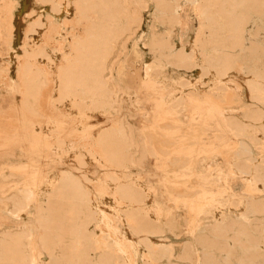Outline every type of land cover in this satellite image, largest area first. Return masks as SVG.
I'll return each mask as SVG.
<instances>
[{
    "label": "bare ground",
    "instance_id": "1",
    "mask_svg": "<svg viewBox=\"0 0 264 264\" xmlns=\"http://www.w3.org/2000/svg\"><path fill=\"white\" fill-rule=\"evenodd\" d=\"M150 2L157 12L167 5V0H137L136 3L147 6ZM58 4L81 10L82 17L91 18L93 22L88 21L85 30L78 37L70 39L65 55L53 57L46 52H24L22 59L12 68V75L22 92L18 99L19 108L40 123L47 121L39 113L37 103L42 97L43 84L46 83L43 77L47 72L50 73L56 85L53 99L60 104L65 103L70 111L80 115L77 120L81 128L89 123L87 126L91 127V139L101 156L93 149L68 148L71 159H68L67 154L65 158L71 160L70 167L57 169L55 176L52 175L49 180L44 175H48V172L39 174L34 185H16L12 195L4 193L2 198L5 205H11V208H7L9 214L21 218L22 213L27 215L32 206H35V211L32 219L25 222L18 231H0V264H138V253L144 264H158L163 260L167 264H183V260H194V264H227L228 256L220 257L219 252L227 251L229 238L234 245L240 244L239 249L243 251L242 256L237 255L240 264H258V256L264 255V247L262 252L254 248L256 244H264L262 198L226 200L230 207L241 210L240 215L232 216L220 211L218 219L210 225L189 226V234L194 242L184 247L182 253L176 254L173 244L165 241L163 233L166 228H178L179 222L174 216L162 219L160 210L147 203V198L152 193L144 181L136 177L138 164L131 153L136 140L124 124L116 119L102 127H93L94 116L98 115L99 119L110 114L113 116V111L120 109L119 97L122 90L112 86L113 83L111 85L114 72L112 60L117 54L115 48L118 46V38L127 32V27L130 29L132 24L141 21V16L133 11L132 0H25L19 13L13 12L12 6L7 9L4 24L0 23V33L7 29L14 32L20 40L29 33L38 37L45 25L43 9L53 10ZM196 7L204 23L196 34L192 52L180 50L175 55L172 51L163 52L164 42L156 34L150 38L149 45L178 65L198 66L202 76L214 73L221 79L213 86L204 88L202 96L192 95L195 93L193 91L190 99L185 93L169 99L165 110L174 117V121L170 127L161 124V128L168 132L163 131L160 135V142L164 144L163 147L160 146L161 153H167L170 144L193 140L191 134L180 133L181 122L177 121L180 110L187 109L191 103H198L199 110L214 111L226 99L227 92L231 91V81H236L245 89L244 94L249 104L237 115L228 111L221 115L230 139L238 141L231 151V163L252 187L264 189V157L257 160L253 154V147L264 149V0H201ZM169 17L170 22L177 19ZM257 19L263 25H256L260 28L255 29ZM124 20L127 21V27ZM250 27L253 33H249ZM241 52L247 53L250 59L248 66H238L237 59ZM196 54L202 55L203 61H197L194 57ZM112 55L114 57L111 58ZM144 71L145 75H160L162 67L160 63L147 61ZM239 99V96H235L234 101ZM51 123L55 122L48 121L49 130L55 127H51ZM207 130L210 133L211 127ZM61 143L62 140L58 139L59 146ZM58 152L61 154L62 151ZM213 154L207 153L203 159H208ZM179 156L180 153L174 155L171 163L185 168L191 160L187 162V157ZM193 158L197 159L199 156ZM99 159L107 167L104 179L102 182H94L98 187H89L86 185L92 178L89 173ZM81 171L85 173L82 174ZM221 178H224L223 173L217 180ZM202 181L213 186L216 183L211 178H203ZM228 188H222L220 194ZM172 189L180 195L189 196L202 192L200 186L191 189L174 184ZM207 196H204L206 202H210L213 198ZM101 201L105 205L103 209L99 205ZM116 213H119L122 222L133 228L136 236L119 231L116 215L114 216ZM101 226L106 231L101 232ZM233 230H236V234L230 237L229 233Z\"/></svg>",
    "mask_w": 264,
    "mask_h": 264
},
{
    "label": "rangeland",
    "instance_id": "2",
    "mask_svg": "<svg viewBox=\"0 0 264 264\" xmlns=\"http://www.w3.org/2000/svg\"><path fill=\"white\" fill-rule=\"evenodd\" d=\"M200 1L167 0V5L157 12L152 2L144 6L136 3L137 0H132L133 11L141 16V21L132 24L129 29L126 25L127 21L124 20L128 30L118 38L116 42L118 46L115 48L117 54L115 57L111 56V58L114 57L111 85L113 83L112 86L122 90L119 97L120 109L116 112L113 111V116L110 114L111 118H108L110 115L105 116L106 120L103 117L99 119L98 115L94 116L95 122L92 120L93 127L99 128L116 119L119 123L124 124L126 130L136 140V144L131 147V153L136 164H138L136 177L140 178L142 182L144 181L152 193L148 196L147 203L160 210L159 215L161 218L163 216L162 219L174 216L179 222L178 228L175 230L166 228L165 233H163L165 241L170 245L173 244L172 248L176 254L182 253L185 250L184 247L190 242H194V238L189 234V226L210 225L218 219L221 212H228L232 216L240 215L241 210L238 207H230L227 204L228 199L238 198V200H242L249 197H260L264 200V189L258 190L252 187L249 181L243 178L231 163L233 158L231 151L237 146L238 141L230 139L231 136L223 125L221 115L226 111L237 115L241 109L249 104L244 94L245 89L236 81H231V91L227 92L226 99L221 101L214 111L199 110L197 108L198 103L196 105L191 103L187 109L180 110V120L177 119L178 123L181 122L180 133L191 134L193 140L180 144H170L167 153H161L160 150V146H164L160 142V135L163 131L168 133L164 128H161V124L164 123L170 127L174 121V117L165 110V104L170 101L169 99H175L184 93L190 99L193 91L195 93L192 95L202 96L204 88L213 86L221 79L218 74L214 73L202 76L198 66L178 65L157 53L149 45L150 38L156 34L164 42L163 52L172 51L174 55L180 50L192 52L196 34L204 23L199 9L196 7ZM24 2L25 0H0V23L4 24V16L9 7H14L13 12L19 13L24 7ZM43 13L45 25L38 37L29 33L28 36L20 40L14 32H9L7 29H3L0 33V120L5 122L0 121L2 124L0 129H3L0 131V231H18L23 228L25 222L32 219V214L35 211V206H32L28 211L30 214L22 213L21 218L9 214L7 208H11V205H5V200L2 197L5 194L12 195L15 191L14 186L34 185L38 175L45 172H48V175H44L49 180L52 175L55 176L57 169L70 167L71 160L68 159H71V152L68 148L70 150L93 149L98 156H101L94 140L91 139V127L87 126L89 123L81 128V124L78 125L77 120L80 115L70 111L65 103L60 104L53 99L56 85L53 76L47 71V75L43 77L45 80L42 79L46 83L43 84L41 101L39 100L37 103L39 113L47 121L40 123L31 114L19 108L18 99L22 92L12 75V68L22 59L24 52L39 54L46 52L53 57L65 55V48L70 39L78 37L85 30L88 21L93 22L91 18H83L81 10L69 9L62 4H58L53 10L44 8ZM167 14L177 19L170 22ZM261 22L260 19L255 21V29L262 27L263 22ZM249 33H253L251 27ZM240 54L237 59L238 66H248L250 59L247 53L241 52ZM194 57L197 61H203L202 55L196 54ZM36 60L38 61V59ZM147 61L160 63L162 73L160 75H145L144 67ZM42 68L45 71L44 66ZM235 96L240 97L239 101H234ZM49 120L55 122L50 124L51 127L55 126L50 128L51 130L47 129ZM210 127L209 133L207 129ZM58 139L62 140V147L59 146ZM58 151H62L61 154ZM151 151L156 155L152 154ZM179 153L181 157L182 155L187 157L185 161L191 160L185 168L171 163L173 160L171 158L174 155H179ZM207 153L214 154L208 159H203ZM65 154H67L68 159L65 158L67 157ZM253 154L257 160H260L264 157V149L253 147ZM195 156H199V158L194 159ZM94 164L93 171L89 173L92 178L87 181L86 185L96 188L98 185L94 182L103 181L107 167L101 159L95 161ZM81 173L84 174L85 172L81 171ZM221 173L224 174V178L217 180ZM203 178L214 179L216 181L215 186L202 181ZM174 184L187 186L191 189L200 186L202 192L195 196L180 195L172 189ZM208 185L211 187L207 188ZM226 187L229 188L223 190L224 195L220 194L222 188ZM204 194L206 196L209 194L207 197L213 199L206 202ZM99 205L102 209L105 208L102 201ZM115 215L119 231L125 235L136 236L133 228L120 220L119 213ZM100 231H106L105 227L101 226ZM235 231L229 233L230 237L236 234ZM228 242L227 251H220V257L228 256L227 264H240L237 256L243 254V251L240 250V244L234 245L231 238ZM256 245L254 248L262 252L264 244ZM230 250L232 251L230 252ZM136 259L138 264H144L139 253ZM188 261L183 260L181 262L183 264L196 263L194 260ZM257 263L264 264V255L258 256ZM158 264H167V261H159Z\"/></svg>",
    "mask_w": 264,
    "mask_h": 264
}]
</instances>
